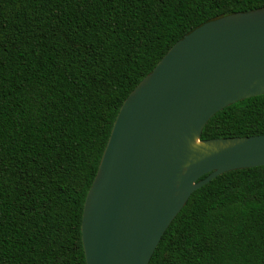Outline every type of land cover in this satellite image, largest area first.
<instances>
[{"label": "trees", "instance_id": "obj_1", "mask_svg": "<svg viewBox=\"0 0 264 264\" xmlns=\"http://www.w3.org/2000/svg\"><path fill=\"white\" fill-rule=\"evenodd\" d=\"M260 7L0 0V264H86L83 203L125 97L197 26ZM262 133L264 93L214 113L201 138ZM148 264H264V165L193 191Z\"/></svg>", "mask_w": 264, "mask_h": 264}, {"label": "water", "instance_id": "obj_2", "mask_svg": "<svg viewBox=\"0 0 264 264\" xmlns=\"http://www.w3.org/2000/svg\"><path fill=\"white\" fill-rule=\"evenodd\" d=\"M263 93L264 7L206 21L173 43L113 121L83 203L86 264H148L193 191L264 165V133L201 138L214 113Z\"/></svg>", "mask_w": 264, "mask_h": 264}]
</instances>
